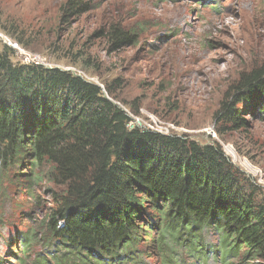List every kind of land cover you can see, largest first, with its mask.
<instances>
[{"label": "trees", "instance_id": "1", "mask_svg": "<svg viewBox=\"0 0 264 264\" xmlns=\"http://www.w3.org/2000/svg\"><path fill=\"white\" fill-rule=\"evenodd\" d=\"M89 8L68 0L64 18ZM106 35L114 49L141 38L119 23ZM15 55L3 45L0 201L5 181L19 183L26 165L27 180L55 188L43 227L21 239L23 254L44 240L55 249L36 253L31 264H147L139 245L144 234L156 235L160 264H179L174 245L199 264L210 254L225 264L235 256L264 264V201L218 142L130 128L133 118L102 86L61 68L13 61ZM241 101L252 111L258 106L264 119V69L242 75L216 119L246 126L235 107ZM206 230L219 235L213 246L200 241Z\"/></svg>", "mask_w": 264, "mask_h": 264}, {"label": "rangeland", "instance_id": "2", "mask_svg": "<svg viewBox=\"0 0 264 264\" xmlns=\"http://www.w3.org/2000/svg\"><path fill=\"white\" fill-rule=\"evenodd\" d=\"M67 1L0 0V51L7 44L16 50L13 61L61 68L102 86L131 115L130 128L185 136L202 144L218 142L241 174L258 187L257 199L264 201L263 113L241 101L235 107L246 126L237 129L216 119L242 75L264 69V0H85L87 12L64 18ZM112 23L140 33L139 42L114 49L106 35ZM101 30L102 35L97 33ZM27 167L19 183L4 184L0 264H21V258L31 264L36 253L55 249L44 240L33 243L29 255L22 252V235L43 227L53 207L50 190L55 189L48 181L27 180ZM156 239L155 234H144L139 243L141 260L147 264L162 261L156 241V249L152 247ZM218 240L211 230L200 239L204 247ZM173 249L179 264H199L187 248ZM222 258L210 254L203 264H225ZM227 264H242V259L235 256Z\"/></svg>", "mask_w": 264, "mask_h": 264}, {"label": "built area", "instance_id": "3", "mask_svg": "<svg viewBox=\"0 0 264 264\" xmlns=\"http://www.w3.org/2000/svg\"><path fill=\"white\" fill-rule=\"evenodd\" d=\"M25 56H26V55H25ZM35 58H36V57H35ZM35 58H33V59H32V61H34V60H35ZM26 59H28V60H29V58H26Z\"/></svg>", "mask_w": 264, "mask_h": 264}, {"label": "bare ground", "instance_id": "4", "mask_svg": "<svg viewBox=\"0 0 264 264\" xmlns=\"http://www.w3.org/2000/svg\"><path fill=\"white\" fill-rule=\"evenodd\" d=\"M228 150H229V149H228ZM229 153L232 154L231 151H229Z\"/></svg>", "mask_w": 264, "mask_h": 264}]
</instances>
